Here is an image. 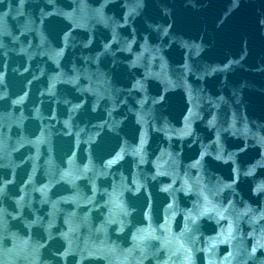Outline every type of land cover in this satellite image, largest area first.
Wrapping results in <instances>:
<instances>
[{
  "label": "water",
  "instance_id": "95a60500",
  "mask_svg": "<svg viewBox=\"0 0 264 264\" xmlns=\"http://www.w3.org/2000/svg\"><path fill=\"white\" fill-rule=\"evenodd\" d=\"M0 264H264V0H0Z\"/></svg>",
  "mask_w": 264,
  "mask_h": 264
}]
</instances>
